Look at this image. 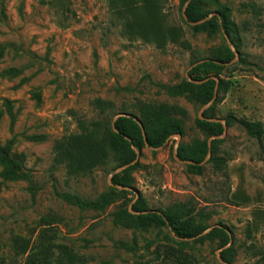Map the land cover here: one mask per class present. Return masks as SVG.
Segmentation results:
<instances>
[{"label":"rangeland","instance_id":"1","mask_svg":"<svg viewBox=\"0 0 264 264\" xmlns=\"http://www.w3.org/2000/svg\"><path fill=\"white\" fill-rule=\"evenodd\" d=\"M181 1L161 2L162 19L181 36L178 44L158 49L131 35L128 16L109 0H0V144L13 139L11 150L25 156L24 178L0 177V264L45 256L50 264H224L227 249L229 264H264V158L256 141L227 118L264 123V0H197L204 22L214 23L216 12L227 8L236 38L214 26L192 31L180 21ZM230 45L231 65L191 73ZM8 69L20 73L9 76ZM189 73L197 81L221 79L229 89L201 104L158 87L178 84ZM96 100L107 104L103 111ZM142 103L176 107L183 135L163 148H141L130 186L149 210L183 205L193 215L208 213L200 239L179 240L158 220L143 228L114 223V212L131 208L133 192L119 193L102 210L80 209L64 197L94 201L120 172L109 156L86 175H67L55 162L54 143L94 123L138 119ZM199 113L208 123L210 117L223 121L215 122L220 132L200 125ZM212 132L219 133L218 149L205 154L195 175L176 158L178 146L211 143ZM213 158L224 162L215 167ZM224 234L232 235L231 245Z\"/></svg>","mask_w":264,"mask_h":264},{"label":"trees","instance_id":"2","mask_svg":"<svg viewBox=\"0 0 264 264\" xmlns=\"http://www.w3.org/2000/svg\"><path fill=\"white\" fill-rule=\"evenodd\" d=\"M188 0H182L179 4L178 10L181 12L183 5ZM214 2L216 0H213ZM162 0H109L112 9H115L119 14L128 16L125 26L129 29L131 35L137 36L145 43L154 44L158 49H164L168 43L178 44V39L181 32L177 28L169 27L165 24L161 17L160 6ZM200 2L197 0H189L185 10L183 19L180 16V21L187 25L192 31L214 26L226 37H237L238 31L235 25L230 21L229 10L222 7L214 18V23L204 22L205 14L199 11ZM202 21V22H200ZM200 22V23H199ZM193 24V25H191ZM182 46L187 47L185 43ZM230 47L225 46L223 49L215 51L212 55L203 59L202 64L192 66L191 73L198 70L199 67H215L223 68L232 64L233 52ZM240 63H245L244 59H239ZM20 73V70L8 69L5 74L14 76ZM189 73L178 84L175 85H158L169 97L186 96L187 99L206 104L211 101L214 96V88L217 86V92L226 93L229 89V83L217 78L215 81L210 78H200L199 81L192 77ZM200 92H196V90ZM208 89V92H206ZM33 97L40 98L39 93L34 92ZM94 106L100 111H103L107 104L100 100H96ZM178 109L168 105H151L141 104L139 106L140 116L138 121L143 127L146 143L148 149L163 148L172 137L180 135L183 132L178 120L174 117ZM132 118L134 115H130ZM233 120L246 133V135L254 139L258 145L259 151L264 158V145L262 139L264 137V123L260 121H248L245 119H235L231 115L227 117ZM212 120L213 118L210 117ZM198 119V123L205 126H214L220 132L221 128L215 121L211 123ZM78 134L64 135L54 143V159L56 163L62 164L66 170L67 175H86L95 167L105 165L109 156L115 162V169H119L128 165L127 168L120 171L119 174L112 176L108 182V192L101 194L94 201H83L76 195H65L64 197L72 204L78 206L80 209L91 208L102 210L114 197L119 193L130 191L122 188H132L129 183V173L139 167L138 162L130 165L135 159V151L139 154L140 149L144 148V141L141 135V130L137 123L131 118H118L113 128L110 124L94 123L90 129H84ZM115 131H114V130ZM219 133H210L213 137ZM210 137V136H208ZM126 138L129 140L127 141ZM13 139L7 141L4 145L0 144V166L2 168L0 177L2 180H19L25 177L22 171V165L25 161V156L22 153H16L11 150ZM220 141L212 140L210 143V153H215L218 149ZM207 153V142H195L189 148L178 146L176 158L180 162H194L195 165L185 164L188 171L195 175H201V166L199 164L203 161V157ZM224 162L222 158H213L210 163L215 167ZM184 164V163H183ZM134 199V198H133ZM133 201V200H132ZM114 223L122 225L126 228H143L151 220L160 221L174 237L179 240L200 239L203 232L206 230L205 225H202L203 220L208 219V213L198 212L193 215L190 210H187L183 205L169 206L163 210L152 211L147 209L143 199L138 198L131 202V208L122 209L114 212L112 215ZM197 218V219H196ZM205 236V235H204ZM226 244H232V235L224 234ZM203 237V236H202ZM228 252V249L225 251ZM221 253V261L224 264H229V260ZM184 256V255H182ZM260 261L264 262V252L260 257ZM28 264H50L49 257L45 256L38 262L35 258L27 261Z\"/></svg>","mask_w":264,"mask_h":264},{"label":"water","instance_id":"3","mask_svg":"<svg viewBox=\"0 0 264 264\" xmlns=\"http://www.w3.org/2000/svg\"><path fill=\"white\" fill-rule=\"evenodd\" d=\"M183 12H184V8L182 9V17H183V19H185V16H184ZM200 22H202V21H200ZM200 22H199V23H200ZM191 25H193V24H191ZM234 56L236 57V56H237V53L234 52ZM233 61H234V60H233ZM214 81L217 83V79H216V78H214ZM216 90H217V86H215V88H214V96H213V98H212V100H211V103L213 102V100H214V98H215ZM202 109H204V107H203ZM202 109H201V110H202ZM126 117H129V116L126 115ZM132 119H133V121H134L135 123L138 124V126H139V128H140V130H141V135H142V137H143L144 145H145V147H147V143H146V138H145V134H144L143 127L140 125V123H139V121H138L137 118H132ZM198 119H199V120H204V118L201 116L200 113L198 114ZM210 121H215V122H219V123H222V122H223V121L218 120V119H212V120H210ZM113 124H114V121L111 123L112 128H113ZM113 130H114V129H113ZM114 131H115V130H114ZM224 134H225V127H224V129H223V136H224ZM176 137H177V142H178V141L180 140L181 137H180V135H176ZM217 138H218L217 136H214V137L211 138V140H214V139H217ZM126 140L129 141L127 138H126ZM209 155H210V143L208 142V143H207V156H209ZM138 159H139V154L135 151V159H134V161H132V162L130 163V165H133L135 162L138 161ZM207 159H208V157H205L204 160L199 164V166L203 165V164L207 161ZM183 163H184V164H189V165H195L194 162H188V161H186V162H183ZM127 167H128V165L123 166V167L117 169L116 172H120L121 170H123V169H125V168H127ZM118 189H124V190L130 191V192H133V193H134V199H133L132 202H134V201L138 198V194L135 192V190H134L133 188H127V187H126V188H122V187H118ZM130 206H131V205H129V207H130ZM129 211H130V209H129ZM230 243H231V240L229 241V244H228V245H230Z\"/></svg>","mask_w":264,"mask_h":264}]
</instances>
